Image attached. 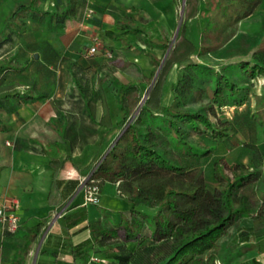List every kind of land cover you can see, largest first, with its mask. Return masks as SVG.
Wrapping results in <instances>:
<instances>
[{
    "label": "trees",
    "instance_id": "trees-1",
    "mask_svg": "<svg viewBox=\"0 0 264 264\" xmlns=\"http://www.w3.org/2000/svg\"><path fill=\"white\" fill-rule=\"evenodd\" d=\"M44 1L13 0L0 18V113L11 114L20 105L44 96L34 92L33 81L11 79L14 73L25 75L32 61H37L33 54L26 55L16 39L30 36L37 26L61 23L68 17L69 0L63 7L53 0L46 6ZM216 1L204 0L199 8L200 1L184 0L177 42L168 50L147 96L130 119L127 113L138 105L147 82L134 63L122 67L133 76L118 88L125 100L122 130L99 154L85 183H95L99 193L104 182L116 184L130 206L119 210L115 220L103 208L102 216L89 219L76 230L89 228L90 234L72 245V251L94 264H212L214 255L223 264H261L255 254L264 251V237L258 238L264 234V150L252 147L248 165L228 159L223 152L215 153L209 176L197 165L210 150L193 137L212 140L217 146L222 142L232 145L233 140H227L240 123H233L232 117L221 118L222 105L244 104L254 81L264 78V45L251 50L249 56L226 59L217 67L194 58L200 43L197 45L187 34L186 19L198 12L211 19ZM251 2L234 21L252 13L261 0ZM207 19L199 29L200 40L211 24ZM129 25L121 27L123 32L130 31ZM132 30L139 36L146 33L139 24ZM145 53L155 64L150 70L152 76L160 59ZM172 67L177 69L176 77L170 100L165 101L163 88ZM237 69L244 74L236 77ZM77 72L75 69L72 74L79 100L89 119L97 124L98 134V126L107 123V113L95 116L94 94L84 93L85 88L76 80ZM253 94L256 109L252 119L264 135V83L262 91ZM54 181L58 188L60 179ZM42 224L38 221L28 227V236L13 249L9 264H24ZM92 241L97 243L93 254L86 247Z\"/></svg>",
    "mask_w": 264,
    "mask_h": 264
},
{
    "label": "crops",
    "instance_id": "crops-1",
    "mask_svg": "<svg viewBox=\"0 0 264 264\" xmlns=\"http://www.w3.org/2000/svg\"><path fill=\"white\" fill-rule=\"evenodd\" d=\"M53 1L63 7L66 0ZM69 1L68 17L64 21L47 24L45 27L40 25L30 31L34 45L30 48V54L46 55L45 62L38 64L45 67H65V72L70 77L71 81L67 86L72 87V92L70 88L67 91L66 108L56 107L52 95L46 93V86L38 89L36 84L34 92L45 94V97L26 102L11 114L0 113V206L12 200L16 201L15 213L19 218L14 232L5 231L0 226V264H9L13 249L28 236V227L38 221L43 224L31 244L24 264H94L90 259H84L82 254L72 251V245L90 234L89 228L78 232L76 230L89 219L104 213L103 209L97 210V203L93 204L95 208L84 203V190L81 182H78L79 178L83 179L84 172L91 169L90 163L99 154L93 153V147L86 150V146L97 139V124L89 119L84 105L80 108L81 114H76L73 108V104L76 101L80 103L81 100L72 72L77 69L76 80L85 88L86 95L93 92L94 104L95 100L97 103V77L105 68L111 69V75L119 81L116 73L119 74L122 68L111 66L108 60L112 61L115 57L121 63H135L137 66L140 63L150 71L151 66L147 57H144L146 53L140 49L144 45L139 44L136 38L141 39V43L148 41L146 29L149 28H145L144 24L149 21L160 26L163 35H168L177 2L166 0L167 5L163 7L167 12L162 9L163 14L158 15L157 12L147 9L155 8L153 4L156 0H150L151 4L145 2L146 8L140 7L138 3L129 4L127 0H90L92 14L84 17L86 0ZM201 5L202 2L199 8ZM197 14L202 20L201 12ZM126 23L130 24L127 27L130 31L119 30ZM135 24L145 29L146 36L142 37V33L139 36L133 32L132 27ZM93 35L102 38V42L97 51L89 54L87 48L91 45ZM42 41L44 46L40 44ZM108 50L112 54L110 57L104 54ZM34 69L36 71L38 67ZM176 71L173 67L167 75L163 88L165 101H169L171 93L168 95L166 91L172 88ZM35 76H38L37 72L31 79L34 84L37 82ZM11 79L18 80L16 73ZM120 79L119 84L132 80L133 76L125 74ZM168 79L170 84L167 83ZM60 105L62 108L63 104ZM22 109L26 113L30 111L31 114H23ZM95 110L97 112L98 108ZM50 159H57L58 162L51 164ZM53 178L60 179L58 188ZM120 196L126 203L122 209L128 208L130 202L125 196ZM105 209L110 211L109 208ZM262 237L263 235L258 238ZM92 243L86 246L91 254L94 253L92 248L97 244L95 241ZM255 256L264 264V251L257 252Z\"/></svg>",
    "mask_w": 264,
    "mask_h": 264
},
{
    "label": "rangeland",
    "instance_id": "rangeland-1",
    "mask_svg": "<svg viewBox=\"0 0 264 264\" xmlns=\"http://www.w3.org/2000/svg\"><path fill=\"white\" fill-rule=\"evenodd\" d=\"M127 1L129 4L138 3L140 7L145 6L144 5L145 2H149L150 4L152 2L150 0H127ZM165 1L166 0H156L155 3L153 4L155 8L147 7V9L150 12L154 11L157 12L158 15H161L163 14L162 9L166 11L164 7H166L167 3ZM176 1L177 2L175 5V16L173 17V22L170 21L171 29L168 31V35H163L160 31L161 27L157 26L155 23H153V21H149L146 24H144L145 28H149L146 29L147 30L146 35H148V39H147L148 41L146 43H141V39L136 38V40H139L138 41L139 44L144 45L143 47L140 46V49L144 50V52L152 53V55L155 58L160 59V62L159 65L155 68L154 74L152 76H150V71H148L147 66L143 67L140 65V63H138L139 71L140 73L144 74V80L147 82V85L142 92V96L138 102V105L131 112L127 113L128 114L127 117L129 119L138 112L139 107L142 104V103L140 104L141 99L144 95L145 97L147 96L148 90L150 89L153 83V80L157 74L160 64L165 58L168 50L173 46L175 42H177L176 32L178 31V27L180 26L181 21L183 20L184 0H176ZM198 1L203 2L204 0H198ZM12 3L13 0H0V18L5 16V14H7L8 9L10 8V5ZM43 3L44 5L47 6L46 1H44ZM251 3H252L251 0H217L215 2L214 9L211 10L212 18L210 19L211 16L207 17L208 19L211 20V24L208 25V30H206V34H204L201 40H200L201 32L199 29L204 28L205 20L207 18L206 19L203 18V20H200L197 14L194 16V19L192 20L190 18L186 19L187 34L189 35L190 38L193 39V41L197 45L200 43L198 53L196 55H193L197 61L207 62L217 67L220 65V62L223 63L224 61L227 60L233 61L239 56L241 57L249 56L251 50L257 48L258 46L264 45V0H261V2L254 9V11L250 13L248 16L244 18H238L237 22L234 21L236 16L240 14L243 11V9L248 8L249 4ZM198 5H200V3ZM181 10H182V15H181ZM167 18H170V16H167ZM161 19H163V17L160 18V20ZM192 25H195L196 28L193 27ZM222 26H225V29H222ZM119 30H123V28L119 27ZM146 35L142 33V37ZM99 40L102 42V38H100ZM32 42L33 40H31L29 34L25 35L23 38H20L18 40L16 39L17 45L24 46L25 48L24 52L26 53V55H29L30 57L32 56V54H30V48L34 46ZM164 43H167L166 47L163 46ZM40 44L44 46L43 41L40 42ZM133 51H138V50L133 49ZM104 54L107 57L112 56L111 51L109 50L105 51ZM34 57L37 58V61H32L33 63L29 65L30 69H28V72H26L25 75L18 74L16 77H18V80L20 78L23 79L25 77L26 79L31 81L32 76H34L35 72H37L38 76L37 77L35 76L37 82L34 85L36 86L37 84L38 89L39 88L43 89L46 86L48 90L46 93L52 95L54 105L56 107H59L60 109H65L66 101H67L66 99L67 91L70 88L72 92V87L67 86L71 80L67 72H65V67L59 66L56 68V66L54 65H51V67L41 66L38 63L45 62L46 55L45 54L38 55L35 53ZM144 57L145 58L147 57V61L149 62L152 69L153 65L155 64L151 63V59L148 54H145ZM114 59L115 57L113 58L112 61L108 60L111 66L122 68L124 64L125 65L127 64V62L121 63V60L119 59L114 60ZM34 67H38V70L35 71ZM236 71H237L235 72L236 77L237 76L239 77V75L244 74L242 71L238 69ZM121 72L124 73V75L125 74L131 75L127 70L124 69L119 70V74L116 73V76L119 78L120 82H121L120 78H124V75H122ZM111 74H112V70L105 68L101 73V75L97 77V103L95 100L94 104H95V109L98 108V110L97 112L95 110L96 113L95 116L99 117L100 113L106 112L107 123L105 125L98 126L99 132L97 134L96 141L86 146L87 151L90 147L95 148L94 149L95 151H93L95 155L101 154L102 152L104 153V151H106V149L108 148V145H110V143L115 139V137L120 135L122 130L120 119L125 109L124 108L125 100L118 93V88L122 83L119 84V81L117 82V80H115V77H113V75ZM169 74L170 71L168 75ZM169 80L170 79H168L167 83L170 84L171 81ZM263 83H264V78L262 76L254 81V84L252 85L253 91L252 93H249L244 104L240 106L222 105L223 113H219L220 117L221 118L232 117L233 123H236L237 125L238 123H240L238 125V129L235 130L234 133L231 135L230 137L231 139L227 140V142H229V140H233L232 145L226 146L225 142H222L219 143L217 146L215 143H213L212 140L202 141L200 137L197 136L193 137L197 140L198 139L200 140V144L202 145V147H208L210 150L209 154L205 158H203L202 161H200L199 159L197 161L199 163L197 164L198 167L201 165L203 171L208 176H209V170L211 168V160L213 154L215 153L223 152L226 154V157L228 159H239L248 165L250 164V156H251L250 149L252 147H256L261 150L262 149L264 150V135L261 132L259 125L256 123L255 120L252 119V116L253 114H255V109H256L255 97L253 92L254 91L256 92L258 91V93L261 92ZM170 93H171V89L168 88L166 94L169 95ZM60 104H63L62 108ZM82 107L83 104L81 103V101L80 103L76 101L73 104V108L76 110V114H81L82 109L80 108ZM50 113L53 114L51 111ZM23 114H31V113L30 111H27L26 113V111L23 110ZM41 114L43 113L41 112ZM256 114H260V113L258 112ZM96 150H97V154H96ZM94 164H96V160H93L92 163H90L91 168ZM92 170L93 169H89V171L86 170V172H84L83 178L86 179L91 174ZM117 192H118L117 186H115L111 182H104L102 184V188L99 193V199L96 204L97 210L100 209L102 210L105 207L109 208L111 212L110 219L112 220L117 219L119 209L121 210L122 208H124L126 204L125 201L121 198L120 194H118L119 192L118 193ZM87 204H89V207L93 206V203L91 202H87ZM212 264H223V263L214 255L212 257Z\"/></svg>",
    "mask_w": 264,
    "mask_h": 264
},
{
    "label": "built area",
    "instance_id": "built-area-1",
    "mask_svg": "<svg viewBox=\"0 0 264 264\" xmlns=\"http://www.w3.org/2000/svg\"><path fill=\"white\" fill-rule=\"evenodd\" d=\"M92 11L93 8L90 5V0H86V5L83 10V16L89 17L92 14ZM99 39L100 38L98 35L92 36V44L88 46L87 53L92 54L97 50L99 45H101V41ZM83 179L81 180V184L84 190V203L86 202L97 203L99 199L98 186L93 182L87 184L85 183L86 179L85 178ZM16 205H17L16 201L12 200L8 204H3L0 206V226L5 231L14 232L18 227L19 218L15 213Z\"/></svg>",
    "mask_w": 264,
    "mask_h": 264
},
{
    "label": "water",
    "instance_id": "water-1",
    "mask_svg": "<svg viewBox=\"0 0 264 264\" xmlns=\"http://www.w3.org/2000/svg\"><path fill=\"white\" fill-rule=\"evenodd\" d=\"M181 15H182V10H181ZM179 20H180V18H179ZM178 22H179V21H178ZM178 26H179V25H178ZM176 33H177V32H176ZM144 97H145V95L142 97L140 104L143 102Z\"/></svg>",
    "mask_w": 264,
    "mask_h": 264
}]
</instances>
